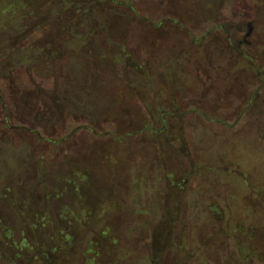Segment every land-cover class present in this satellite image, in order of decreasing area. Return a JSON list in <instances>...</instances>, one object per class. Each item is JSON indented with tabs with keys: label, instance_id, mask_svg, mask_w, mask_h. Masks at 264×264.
I'll return each mask as SVG.
<instances>
[{
	"label": "rangeland",
	"instance_id": "obj_1",
	"mask_svg": "<svg viewBox=\"0 0 264 264\" xmlns=\"http://www.w3.org/2000/svg\"><path fill=\"white\" fill-rule=\"evenodd\" d=\"M243 17L264 0H0V264H264Z\"/></svg>",
	"mask_w": 264,
	"mask_h": 264
},
{
	"label": "flooded vegetation",
	"instance_id": "obj_2",
	"mask_svg": "<svg viewBox=\"0 0 264 264\" xmlns=\"http://www.w3.org/2000/svg\"><path fill=\"white\" fill-rule=\"evenodd\" d=\"M255 22L256 24H254ZM260 22V19L251 20L250 18L244 17L243 19H237V21L235 23H232V25L239 27L238 32L244 31V27H246V33L241 37L236 36L232 38L228 46H230L229 48H231V51H233L232 53H235L238 62L244 61L249 70L253 69L256 72L257 77L264 78V47L261 48L262 52H260V50L258 49L260 45L264 44V28L262 30L260 28V26H264V23ZM252 102L253 97L248 99L246 105H249ZM152 264H154V261L152 262Z\"/></svg>",
	"mask_w": 264,
	"mask_h": 264
},
{
	"label": "trees",
	"instance_id": "obj_3",
	"mask_svg": "<svg viewBox=\"0 0 264 264\" xmlns=\"http://www.w3.org/2000/svg\"><path fill=\"white\" fill-rule=\"evenodd\" d=\"M131 10H132V11H134V8H132ZM173 21H175V22H176V20H173ZM177 22H178V21H177ZM178 26H179V25H178Z\"/></svg>",
	"mask_w": 264,
	"mask_h": 264
}]
</instances>
